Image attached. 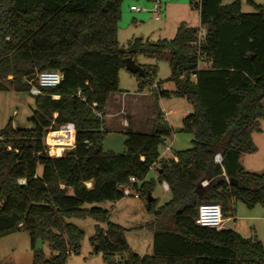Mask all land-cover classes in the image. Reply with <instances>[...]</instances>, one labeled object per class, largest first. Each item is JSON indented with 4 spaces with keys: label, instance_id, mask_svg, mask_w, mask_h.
<instances>
[{
    "label": "trees",
    "instance_id": "trees-1",
    "mask_svg": "<svg viewBox=\"0 0 264 264\" xmlns=\"http://www.w3.org/2000/svg\"><path fill=\"white\" fill-rule=\"evenodd\" d=\"M122 1L0 0V91L27 93L35 106L30 127H14L10 119L0 128V237L25 231L32 264H65L84 237L69 220L89 217L95 221L89 241L106 264H264L256 238L195 223L202 203L218 204L223 218L234 215L237 202L264 208V169L253 173L240 163L241 154L256 151L252 134L264 119V3L248 0L256 11L243 13L241 0H200L199 27L181 22L172 39L134 38L123 48L117 39ZM137 54H168L175 88L153 90L192 107L181 120L191 146L168 158L159 148L172 128L158 109L150 131L128 126L121 132L122 153L102 148L107 100L118 92L124 58ZM141 68L144 77L134 74L139 92L154 84L155 74V67ZM44 71L63 80L39 86ZM66 123L74 125V146L50 156L45 137ZM150 170L170 198L160 206L155 198L146 201L152 252L140 256L100 204L122 199L131 177L147 199ZM38 241L49 256L36 249Z\"/></svg>",
    "mask_w": 264,
    "mask_h": 264
},
{
    "label": "rangeland",
    "instance_id": "rangeland-1",
    "mask_svg": "<svg viewBox=\"0 0 264 264\" xmlns=\"http://www.w3.org/2000/svg\"><path fill=\"white\" fill-rule=\"evenodd\" d=\"M230 0H224L228 2ZM253 4L264 3V0H250ZM248 0H241V11L253 13L255 6ZM152 2L146 0H123L121 3V16L118 22L117 39L119 45L126 48L127 42L134 38H141L144 41L156 42L161 39H172L176 29L181 22L190 27H199L198 9L193 8L189 0H162L161 20L155 21L149 11ZM131 6L142 8L136 12ZM139 66L155 67L153 83L159 84L164 91H173L175 86L171 81V70L169 66V55H145L137 54L134 59ZM202 66V65H201ZM118 96H125L120 103H113L109 111L115 113L108 126L102 148L104 151L122 153L124 151L125 136L121 133L128 126L136 131L147 132L155 124V109H163L166 115V122L172 128V133L160 146V154L164 158L171 157L176 150H185L191 146L192 135L181 130V119L186 111H192L191 105L183 98L159 97L156 90L149 91L144 88L139 95L137 77L125 68L119 71ZM139 101H137V100ZM125 102V103H124ZM264 105V99L262 101ZM33 97L27 93L14 91H0V128L8 120H12L14 127L28 128L31 126L28 118L34 110ZM106 114L104 113V116ZM124 122L127 124L124 125ZM261 131L252 134L256 151L250 154L244 153L240 156V162L246 171L261 173L264 169V119L260 120ZM48 138V136L46 135ZM45 144L48 149V144ZM42 167L37 166V174L40 175ZM146 180H153V188L150 193L155 198L156 206H160L170 198L167 191H163V183L157 180L154 170H150ZM147 199L143 197L124 196L117 202H105L100 204L109 211L110 221L121 225L126 229L125 237L129 247L138 254H151L152 233L143 227L149 222L151 215L146 211ZM237 206L244 210L264 208L256 205L252 208L246 207L243 203L237 202ZM84 231L80 250L68 256L65 264H106L102 259V253L96 251V245L89 241L94 234L95 221L92 218L70 219ZM251 232L248 238H256L264 248V218H259L249 224ZM249 229V230H250ZM36 249L43 251L46 256L50 250L45 243L38 241ZM118 256L115 259L118 261ZM0 264H32V250L30 239L25 231H17L0 237Z\"/></svg>",
    "mask_w": 264,
    "mask_h": 264
},
{
    "label": "built area",
    "instance_id": "built-area-1",
    "mask_svg": "<svg viewBox=\"0 0 264 264\" xmlns=\"http://www.w3.org/2000/svg\"><path fill=\"white\" fill-rule=\"evenodd\" d=\"M193 2V8H196L200 4V0H192ZM161 4L162 0H154L152 1V5L149 8V11L152 13L153 19L155 21L161 20ZM131 10H134L136 12H139L143 10L142 8L131 6ZM203 31H201L202 34ZM63 80V76L61 73L57 71H44L41 72L37 76L38 85L42 87H51L58 85ZM158 87L156 84H153L149 86V91L153 89H157ZM30 93L33 95L39 94V89L36 87H32L30 89ZM127 123L124 122V125ZM60 132V137L62 138V142H59L58 145H51L48 144L47 152L50 156H60L65 148H70L74 146V125L72 123H66L62 125L58 130ZM54 131H49L47 135ZM47 138V137H46ZM60 147L59 154H56L53 150ZM215 161L220 162L221 158L219 154L215 155ZM130 184L127 186L122 187V193L123 196H133L135 198L139 197L138 192L133 188V183H135L134 178L129 179ZM206 181L202 182V185H205ZM86 185L89 187L91 185L90 182H87ZM163 188L165 190L168 189V186L166 183L163 184ZM195 223L200 226H206V227H214L216 229H221L223 225V215L221 212V208L216 203H202L199 205L197 210V215L195 217ZM119 262V260H118ZM120 264H123L122 262Z\"/></svg>",
    "mask_w": 264,
    "mask_h": 264
},
{
    "label": "crops",
    "instance_id": "crops-1",
    "mask_svg": "<svg viewBox=\"0 0 264 264\" xmlns=\"http://www.w3.org/2000/svg\"><path fill=\"white\" fill-rule=\"evenodd\" d=\"M141 93L139 92V95ZM125 97V96H124ZM123 96L119 97L117 93H114V94H111L109 95V98L107 100V103H106V106H105V109H104V113L106 114L104 116V127L105 126H108L110 121H113V117L115 116V113H111L109 110L112 109V104L113 103H120L121 102V99L124 98ZM173 96H171L172 98ZM137 100V99H136ZM139 101V100H137ZM125 103V102H124ZM160 113L162 114L163 116V119L164 121L167 120L166 118V115L167 113L163 110V109H159L157 108ZM156 110V109H155ZM191 111L187 110L186 111V114L184 115V117L189 114ZM182 120V119H181ZM106 129V127H105ZM109 128H107L108 130ZM163 157V156H161ZM241 163V162H240ZM242 165V164H241ZM243 167V166H242ZM164 184V183H163ZM162 184V185H163ZM163 191H167L168 192V189L165 190L163 188ZM169 200V199H168ZM259 218L263 219L264 218V211L262 212V210H260V208H252L250 210H244L242 208H239L237 206V203L235 204L234 206V215L233 216H228V217H224L223 218V225H222V228L221 229H232L234 230L235 232L239 233L241 236L245 237V238H248L247 235L250 234L251 232V229H250V226L249 224L253 221H256L258 220ZM152 220V215H151V219ZM149 220V221H150ZM147 222H145L143 224V227L144 225L146 224ZM145 228V227H144ZM146 229V228H145ZM250 229V230H249ZM251 238V237H250ZM252 239V238H251ZM140 256L142 255H145V254H139Z\"/></svg>",
    "mask_w": 264,
    "mask_h": 264
},
{
    "label": "water",
    "instance_id": "water-1",
    "mask_svg": "<svg viewBox=\"0 0 264 264\" xmlns=\"http://www.w3.org/2000/svg\"><path fill=\"white\" fill-rule=\"evenodd\" d=\"M125 69L129 71L132 74H137L141 77H144V70L135 63V61L131 57H126L123 60ZM152 197L150 196V193L147 194V201H150ZM255 239V238H254ZM96 248V247H95Z\"/></svg>",
    "mask_w": 264,
    "mask_h": 264
},
{
    "label": "bare ground",
    "instance_id": "bare-ground-1",
    "mask_svg": "<svg viewBox=\"0 0 264 264\" xmlns=\"http://www.w3.org/2000/svg\"><path fill=\"white\" fill-rule=\"evenodd\" d=\"M47 136H48V138L46 139V142L48 144L58 145V144H60L59 142H62V138L60 137V132H58V131L51 132ZM53 150L56 154H59L61 149H60V147H58L57 149L53 148Z\"/></svg>",
    "mask_w": 264,
    "mask_h": 264
}]
</instances>
